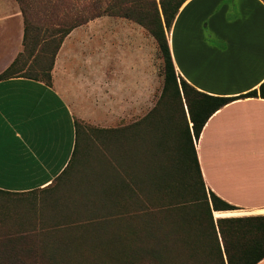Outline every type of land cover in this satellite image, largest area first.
Instances as JSON below:
<instances>
[{"label": "crops", "instance_id": "obj_1", "mask_svg": "<svg viewBox=\"0 0 264 264\" xmlns=\"http://www.w3.org/2000/svg\"><path fill=\"white\" fill-rule=\"evenodd\" d=\"M23 35L18 2L0 0V75L21 53ZM167 40L177 74L199 92L231 98L264 82L261 0H189ZM153 51L138 25L92 21L63 40L50 85L20 77L0 81V191L22 194L50 185L73 156L77 120L120 129L148 113L158 89ZM195 149L207 191L238 212H264L263 98L218 110Z\"/></svg>", "mask_w": 264, "mask_h": 264}, {"label": "trees", "instance_id": "obj_2", "mask_svg": "<svg viewBox=\"0 0 264 264\" xmlns=\"http://www.w3.org/2000/svg\"><path fill=\"white\" fill-rule=\"evenodd\" d=\"M16 1L24 19L23 51L0 81L20 77L50 85L63 40L72 30L109 16L131 21L152 36L163 63V85L146 116L131 126L104 131L126 143L122 159L127 161L120 167L108 153L97 190L85 191L83 196L70 191L60 195L57 189L71 174L75 144L62 173L36 190L48 198L35 223L30 225L33 218H25L20 226L23 232L0 239V264H82L101 255L113 264H258L264 260V216L215 218V213L238 208L207 191L195 149L214 113L239 99H264V82L256 90L228 98L199 92L177 74L166 33L189 0H103L104 7L95 0L93 12L82 16L76 12L55 32L57 38L42 40L46 46L55 42L52 52L44 54L48 63H37L26 72L18 66L25 54L33 61L38 57L40 52H34L41 43V30ZM146 133L149 138L142 137ZM77 136L76 128V143ZM135 143L138 153L136 145L132 148ZM136 154L138 168H133ZM16 240L19 245L13 244Z\"/></svg>", "mask_w": 264, "mask_h": 264}, {"label": "rangeland", "instance_id": "obj_3", "mask_svg": "<svg viewBox=\"0 0 264 264\" xmlns=\"http://www.w3.org/2000/svg\"><path fill=\"white\" fill-rule=\"evenodd\" d=\"M20 4L22 8L26 11V16L29 21L40 28V42L34 52V55L38 54L36 60L33 61V58L30 57L29 54H25L22 62L19 64V68H23L26 72L28 68H32L33 66L38 67L37 63L47 64L48 59L44 55L47 52L50 53L54 49L55 42L46 46L42 42L43 39L53 40L57 38L55 34L56 31L63 27V23L69 19V17L76 16V12H80L79 15H87L89 12H93L94 8L92 5L95 0H20ZM158 3V0H157ZM106 3L101 0V5L103 7ZM101 20L102 23L109 24H118L122 22H127L131 24H135L126 19L117 18V17H109L103 16L97 18L93 21L95 23ZM92 22V21H91ZM90 23V22H89ZM137 25V24H135ZM139 26V25H138ZM141 27V26H139ZM145 35L154 42V63H155V74H157L156 78V93L154 94L153 99V107L156 104L158 96L160 95L162 85H163V63L155 44L154 39L151 35H149L146 30L141 27ZM48 31V32H46ZM44 32V33H42ZM166 35H169V33ZM51 36V37H50ZM23 51V49H22ZM21 51V52H22ZM38 59L39 62H36ZM22 72V73H23ZM21 73V74H22ZM158 90V91H157ZM152 107V109H153ZM151 109V110H152ZM150 110V111H151ZM149 111V112H150ZM148 112V113H149ZM139 114L138 120L142 119L146 114ZM76 128L78 131L77 143H76V153L73 157V161L71 164V174L68 176V179L64 180V185L57 189L58 194L62 195L64 193L71 192L72 195L82 194L85 191H94L100 187L101 183L98 181L97 177H101L102 167L105 163L103 158L105 155L110 153L113 157H115L120 167L122 164L127 161L123 160L122 156H124V146L126 143L121 142L114 135H110L104 131L115 129L113 127H96L84 121H76ZM118 130V129H115ZM102 131V132H101ZM148 137V134L142 135V137ZM116 140V142L112 141V139ZM118 143H122L118 145ZM116 144V145H115ZM132 148L136 145L134 150L136 149L138 153V143L132 144ZM135 150V151H136ZM139 156L133 155L132 160L135 162L136 166L133 165V168H138ZM136 171V170H135ZM117 176L120 177L119 173H116ZM117 178V177H116ZM116 180V179H115ZM48 196L43 192H33L31 194H22V195H6L0 194V239L6 238L11 235L13 237L18 236L24 230L21 229V225H24L25 218H33L30 222V225L35 223L34 218L39 216V210L42 207V204L45 203ZM42 209V208H41ZM232 213V212H228ZM234 216H221L217 217L215 213V218H226V217H247V216H264V212L258 213L257 211H234ZM24 220V221H23ZM33 221V223H32ZM28 225V224H25ZM26 229V227H25ZM29 229V227H27ZM7 244V243H6ZM13 244L19 245V240L13 242ZM116 255L117 253H112ZM113 259V257H112ZM82 264H113L110 257L107 256H97L96 258L89 259Z\"/></svg>", "mask_w": 264, "mask_h": 264}, {"label": "bare ground", "instance_id": "obj_4", "mask_svg": "<svg viewBox=\"0 0 264 264\" xmlns=\"http://www.w3.org/2000/svg\"><path fill=\"white\" fill-rule=\"evenodd\" d=\"M235 213H217L216 216L217 217H221V216H234Z\"/></svg>", "mask_w": 264, "mask_h": 264}]
</instances>
